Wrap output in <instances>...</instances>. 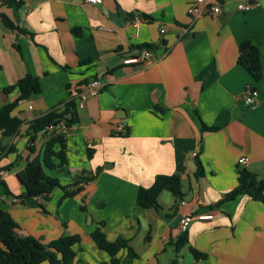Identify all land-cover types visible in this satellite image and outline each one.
Returning a JSON list of instances; mask_svg holds the SVG:
<instances>
[{
	"label": "crops",
	"instance_id": "1",
	"mask_svg": "<svg viewBox=\"0 0 264 264\" xmlns=\"http://www.w3.org/2000/svg\"><path fill=\"white\" fill-rule=\"evenodd\" d=\"M218 1L219 14L195 21L188 9L196 0H23L19 8L0 0V13L25 29L5 27L0 14V108L18 94L3 89L26 74L43 86L14 111L23 120L18 132L1 137L12 150L0 156V207L11 214L19 235L47 247L62 234L92 237L105 221L107 237L129 239L138 254L122 264H171L174 258L178 264H264V203L240 195L217 204L236 187L241 168L264 176V0ZM242 1L252 9H239ZM245 40L260 52L258 81L238 62ZM148 43L154 45L150 64L124 62ZM93 79L103 86L78 110L79 123L67 128L63 119L54 122L67 138L70 172L48 171L81 190L67 198L61 187L48 198L26 196L18 172L43 156L48 134L38 132L31 140L33 121L72 98L78 102ZM249 85L260 91L252 107L244 101ZM204 124L218 128L205 130ZM121 125L129 136L120 134ZM196 157L204 164L201 177ZM241 157L248 164L239 163ZM179 170L181 197L165 207V190L159 209L137 205L141 186ZM208 213L212 218L190 224L180 259V219ZM190 247L205 257L196 258ZM74 248V264L110 261L93 238L89 249L82 242ZM127 255V249L119 253L122 260Z\"/></svg>",
	"mask_w": 264,
	"mask_h": 264
},
{
	"label": "trees",
	"instance_id": "2",
	"mask_svg": "<svg viewBox=\"0 0 264 264\" xmlns=\"http://www.w3.org/2000/svg\"><path fill=\"white\" fill-rule=\"evenodd\" d=\"M23 3V0H2L1 4L11 8H19ZM0 14L1 22L5 27L25 31V29L16 26L6 14ZM141 16L149 21L152 20L150 15L143 14ZM143 47L154 49V45L149 43L140 46V48ZM88 60L90 61L92 58H87L85 61ZM238 62L249 71L256 81L261 79L262 64L260 52L258 47L251 41L245 40L240 44ZM14 91L18 92L17 96L13 100L5 102L0 108V156L12 150V146H6L1 137L16 134L23 124V120L14 114V111L22 101L41 93L43 86L39 77L28 73L3 89L6 95ZM78 110V102L75 98H72L63 103V107L57 106L37 117L30 128V139L34 140L38 132L42 131L49 124L61 119L65 121L67 128H71L80 121ZM217 128L204 124L205 130H216ZM120 134L122 136H129V129L126 127L125 131L120 132ZM93 150L91 147L87 148L89 157H92ZM68 164L66 136L56 131L49 132L43 156L36 155L18 172V178L26 189L25 195L33 197L45 195L48 198V195L58 187L64 190L63 198L76 195L81 190V187L71 189L67 185H62L57 176L48 173L49 170L69 173ZM196 166V176H203L204 164L199 157H196ZM90 179V177H85L83 180L88 181ZM79 183L80 181H77L72 186ZM165 190L171 192L175 197L182 196L180 170L173 174H158L150 186H141L137 193V205L145 209H159V197ZM240 195H250L255 200L264 203V176L261 177L257 172L248 167L241 168L239 170L238 184L234 189L226 193L217 204L221 205L235 200ZM81 208L85 210L84 205ZM104 227L105 221H100L99 225L91 233L96 246L110 257L109 263L103 264H122L123 261L132 262L138 254L130 245L129 239L119 237L116 240H110ZM0 242V264H41L45 261H48L49 264H74L78 255L74 247L82 242V237L80 234H62L52 240L47 247L29 242L27 237L19 235L17 223L11 214L0 207ZM187 244H189V235L187 231H184L175 241L176 251L180 253ZM123 249L128 250V255L124 260L119 257V253ZM190 249L196 258L205 257V254L197 249L193 247H190ZM171 264H178L177 258H174Z\"/></svg>",
	"mask_w": 264,
	"mask_h": 264
},
{
	"label": "built area",
	"instance_id": "3",
	"mask_svg": "<svg viewBox=\"0 0 264 264\" xmlns=\"http://www.w3.org/2000/svg\"><path fill=\"white\" fill-rule=\"evenodd\" d=\"M87 3L90 4H98L101 2V0H84ZM253 5L248 2H240L238 4L239 9L243 10H250L252 9ZM189 14L191 15L193 20H197L200 17H202L205 14H219L221 12V4L217 1L212 0H196V2L191 5L188 9ZM139 19L134 22L135 26H138ZM166 30L165 28L161 29V32L164 33ZM153 61V49H150L148 47H143L140 49L137 55L131 56L124 59L125 63H141L143 65L150 64ZM102 83L99 79H93L91 80L87 85L86 88L78 93V108L82 109L84 108L85 102L90 97L98 96L102 89ZM260 91L252 86H247V90L244 96V101L248 106H254L259 98ZM58 130V126H56L54 123L49 124L46 126L42 131V133H49L51 131ZM119 130L121 132L125 131V127L121 125L119 127ZM196 155V154H195ZM239 163L241 164H248V161L245 157H241L239 159ZM212 214H200V215H185L180 219L179 222V228L182 232L187 231L190 224L195 218H199L202 220L210 219L212 218Z\"/></svg>",
	"mask_w": 264,
	"mask_h": 264
},
{
	"label": "rangeland",
	"instance_id": "4",
	"mask_svg": "<svg viewBox=\"0 0 264 264\" xmlns=\"http://www.w3.org/2000/svg\"><path fill=\"white\" fill-rule=\"evenodd\" d=\"M162 197H163V198L161 199V202H163V206L166 207L167 204H168L169 202L172 201V199H173L174 196L172 195L171 192H169V191H165V192H164V196H162ZM166 209H167V208H166ZM91 244H92V237H90V236H86V235H83L82 245L84 246V248L89 249V247H90ZM184 251H185V249L182 250V251H180V253H179V254H181L180 259L183 258ZM175 253H176V252H175ZM180 263H181V261H180Z\"/></svg>",
	"mask_w": 264,
	"mask_h": 264
}]
</instances>
